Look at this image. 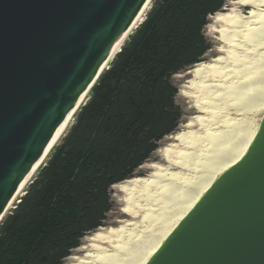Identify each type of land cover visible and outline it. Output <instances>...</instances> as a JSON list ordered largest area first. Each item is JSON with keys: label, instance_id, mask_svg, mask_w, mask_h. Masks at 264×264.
<instances>
[{"label": "water", "instance_id": "water-1", "mask_svg": "<svg viewBox=\"0 0 264 264\" xmlns=\"http://www.w3.org/2000/svg\"><path fill=\"white\" fill-rule=\"evenodd\" d=\"M147 1L0 0V223ZM146 264H264V115Z\"/></svg>", "mask_w": 264, "mask_h": 264}, {"label": "trees", "instance_id": "trees-1", "mask_svg": "<svg viewBox=\"0 0 264 264\" xmlns=\"http://www.w3.org/2000/svg\"><path fill=\"white\" fill-rule=\"evenodd\" d=\"M153 1L1 221L0 264H64L106 227L113 186L144 176L139 169L178 132L184 112L173 78L206 61L210 17L234 0Z\"/></svg>", "mask_w": 264, "mask_h": 264}, {"label": "bare ground", "instance_id": "bare-ground-1", "mask_svg": "<svg viewBox=\"0 0 264 264\" xmlns=\"http://www.w3.org/2000/svg\"><path fill=\"white\" fill-rule=\"evenodd\" d=\"M152 2H146L118 40L104 70L144 22ZM210 19L219 55L191 68L180 90L198 115L157 150L160 161L147 165V175L113 186L129 219L85 237L68 264H146L215 180L249 149L264 114V0L231 1ZM92 88L81 95L5 215L25 195Z\"/></svg>", "mask_w": 264, "mask_h": 264}, {"label": "rangeland", "instance_id": "rangeland-1", "mask_svg": "<svg viewBox=\"0 0 264 264\" xmlns=\"http://www.w3.org/2000/svg\"><path fill=\"white\" fill-rule=\"evenodd\" d=\"M154 2V1H153ZM231 2V1H230ZM230 2H228V4L226 5V7L224 8L223 12L226 11L227 8H229L230 6ZM154 4V3H152ZM153 6V5H152ZM151 9V8H150ZM247 11V10H246ZM211 19L209 20V24H211ZM205 33H206V36L208 37V39L211 41L212 43V49L208 52V54L206 55L205 57V62H209L211 59H213L214 57L218 56L219 55V52H218V47L220 45L219 41H217V39L215 38L214 35H212L211 33H209V26H207L206 30H205ZM191 70V69H190ZM189 71V70H188ZM183 72L179 75H176L174 76L173 80L175 82V84L177 85L178 89H179V93H178V96H177V103L180 105V107L182 108L183 112H184V118H183V123L180 125L179 127V130L178 132L182 131L183 128H184V125L185 123L193 116L195 115H198V112L192 107V104L191 102H189V100L185 97H183L182 95H180V90L182 89V86L185 84V81L190 77L189 75H187V72ZM88 101V100H87ZM86 101V102H87ZM78 114V113H77ZM264 115V114H263ZM76 117L77 115L75 116V118L73 119V121L68 125V128L73 124L75 123V120H76ZM263 117V116H262ZM70 130V129H69ZM68 130V132H69ZM67 132V133H68ZM66 133V134H67ZM65 137V136H64ZM62 138V137H61ZM63 140V139H62ZM62 140L58 141L57 144H61L62 143ZM170 142V139H169V136L168 137H165L162 142L160 143V146L163 147L165 146L167 143ZM56 144V145H57ZM55 145V146H56ZM47 161V160H46ZM160 161V156L159 154L156 152L154 155H153V158L151 161H149L148 163H146L145 165H143L140 169H139V172L141 174H143L144 176L147 175L150 171L149 168H147V165L148 164H151L153 162H159ZM46 165V164H45ZM44 165V166H45ZM43 166V167H44ZM37 173L35 174L33 180L35 179V177H37ZM32 183V181H31ZM28 189V188H27ZM27 191V190H26ZM26 193V192H25ZM118 196V197H117ZM112 197H113V200H114V210L109 213L108 217H107V220H106V227H117L120 223L121 220H125V219H129V217L125 214H123V212L121 211V203L119 202L118 198H119V193L117 191H115L113 188H112ZM21 197L18 199L20 201ZM18 204V201L15 202V204L13 205V207H15L16 205ZM14 208H11L10 211L8 212V214L13 210ZM104 227V228H106ZM89 236V235H88ZM87 237V236H86ZM84 240L82 241V244H83ZM78 253V249H75L72 251V255H75ZM70 256V257H71ZM69 262V258L65 261L64 264H68Z\"/></svg>", "mask_w": 264, "mask_h": 264}]
</instances>
